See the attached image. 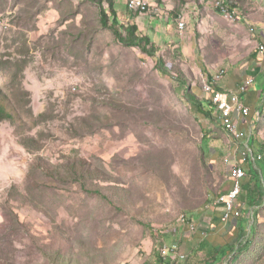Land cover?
I'll return each instance as SVG.
<instances>
[{
  "label": "rangeland",
  "instance_id": "obj_1",
  "mask_svg": "<svg viewBox=\"0 0 264 264\" xmlns=\"http://www.w3.org/2000/svg\"><path fill=\"white\" fill-rule=\"evenodd\" d=\"M128 1L115 0L119 20L159 46L165 74L155 57L101 25L94 0H0V92L21 115L0 122V264H157L163 244L186 257L161 252L164 264L189 262L222 241L224 227L198 232L213 213L205 206L231 185L227 157L239 159L248 139L264 155V91L249 106L257 117L241 125L243 140L186 98L187 86L209 97L205 68H247L233 62L245 59L236 41L252 38L251 27L239 28L213 0H151L161 15L132 12ZM231 6L264 17V0ZM248 194L237 217L248 231L256 225L252 241L249 232L237 240L234 228L231 244L243 251L221 264H264V200L253 208ZM183 213L198 226L193 235Z\"/></svg>",
  "mask_w": 264,
  "mask_h": 264
},
{
  "label": "trees",
  "instance_id": "obj_2",
  "mask_svg": "<svg viewBox=\"0 0 264 264\" xmlns=\"http://www.w3.org/2000/svg\"><path fill=\"white\" fill-rule=\"evenodd\" d=\"M94 3H96V5L99 8V18H100L101 25L106 29H110L119 43L125 46H128V47H139L143 53L151 57H155L157 59L158 68L160 69L161 73L165 74L164 72L165 69L163 68L161 64V57L157 56V51L159 49V46L155 42H153L148 35H144L143 33H141V30L136 23H133V22L129 24L122 23L119 20L118 13L115 7V0H94ZM177 15L179 14L177 13L176 16ZM240 18L241 16L239 17V14H238V19ZM259 53L264 55L260 51V49H259ZM204 76L207 79V83L217 84L220 82V81H214V78H215L214 74L212 75V72H210V70L207 68H205ZM177 79L180 80L183 85H186V81L182 76H178ZM218 87H219L218 88L219 90L224 91L221 89L219 85ZM202 89H203V84H202ZM186 98L189 101V103L194 107V109L197 112L203 114L206 118L212 119L214 111L218 114V106L213 102V99H210V97H207V96H205L202 99L199 98L197 94H195L193 91H191L190 88H188V86L186 89ZM7 100H8L7 97L3 96L2 93L0 92V122L8 121L14 124L17 121V119L21 117V115L19 112L14 110L10 102L9 101L7 102ZM261 111L262 110L259 111L258 115L262 113ZM27 112L28 114L34 117V114L31 108H29ZM44 116H45L44 113L38 115L39 118H42V117L44 118ZM255 116L257 117V114H255ZM251 117L253 116H251L249 113L248 116H246L245 118H242L241 122L245 124L244 122L246 121V119L247 118L251 119ZM258 124L259 123L257 122L256 125L258 126ZM256 125H254L253 130L256 128ZM23 145L27 148L29 146L27 141H24ZM251 148L254 151L252 146ZM255 152L256 151H254V157L257 159V163L261 162V165L259 168H255L256 167L255 165H253L252 163H248V164H252L250 166V170L249 171L246 170L247 175L248 174L250 175V180L244 186L243 189L248 190L249 194L247 195V198H248L250 206L258 209L262 205L263 200H264V155L262 157L260 153H255ZM230 168H231V164H228V170ZM229 180H231V178ZM81 182H82V179H81ZM82 186L86 188L84 183L82 184ZM94 193L103 196V193L99 189L95 190ZM241 195H242V192H241ZM241 195H240V199H241ZM207 205H210V206L207 208ZM207 205L205 206V209H209L211 206H214L212 208L213 213L209 217L210 222L208 224V229H205L204 231H200L198 233L206 237L209 233H217L219 232L221 227H224L223 232L221 233L222 241L217 242V243L213 241L211 242L209 241V245H208L209 247L206 245L205 246L202 245L203 247L201 246L200 247L201 249L200 248L198 249L199 252L198 251L193 252L192 259H190L189 262L180 263L176 261L175 264H221L224 261V258L229 254V252L233 251L237 256L238 254H240V252L243 251V248L241 247V248L236 249L231 244V241H230L231 238L229 236L231 232L234 230V228L238 229L237 235L235 236L237 240H240L241 238L246 236V234H248L249 232L250 236L247 237V241H250V240L252 241V236L255 233L256 225L255 226L252 225L251 231H248L246 228V225H247L246 222L244 220L242 221L241 219L242 215L238 217L233 216L228 223H223L221 221L222 208L215 206V200H213L211 203ZM238 208L241 209L242 211L246 210L245 208L240 207V204H238ZM186 214L187 213H183L179 217H181L182 215H185L186 217ZM187 219H189L188 216H187ZM253 219H254V216H253ZM179 221H180V218H179ZM197 228L194 231H197ZM189 230L190 229L188 228V231ZM190 231L193 232L190 235H193L194 231L192 230ZM177 243L180 245V242H177ZM160 254L161 255L158 256V259H157V264H164V257L161 252ZM178 258L176 259L178 260ZM185 258L186 257H184L183 259Z\"/></svg>",
  "mask_w": 264,
  "mask_h": 264
},
{
  "label": "built area",
  "instance_id": "obj_3",
  "mask_svg": "<svg viewBox=\"0 0 264 264\" xmlns=\"http://www.w3.org/2000/svg\"><path fill=\"white\" fill-rule=\"evenodd\" d=\"M218 3V9L221 12H233L238 13L236 8L231 5L234 0H213ZM151 6L146 1L142 0H129L128 9L132 12L147 13L151 12ZM155 15H161V13H153ZM182 28V27H180ZM264 53V47L263 51ZM254 83L253 77H248L245 81L232 91H219L218 84H213V91L209 93L210 99L216 100L218 105H221L222 116H216L221 124L226 129L230 130V134L237 140H243L244 132L241 129V120L250 113V108L242 102V107L239 110H232V102L234 100H242V97L248 92V89ZM242 143V142H241ZM257 164V159L254 157V151L250 146V139L243 141L239 148V159L235 156L227 157V164H231V185L229 189L224 193L219 194L215 200V206L222 208L221 221L228 223L230 219L237 217L238 202L241 192L243 190V181L247 177V171L245 169L246 164ZM205 212V210H204ZM185 225L192 231L196 230L197 225L193 219L185 218ZM161 252L164 255H175L183 259L185 256L180 254L177 245L167 246L161 245Z\"/></svg>",
  "mask_w": 264,
  "mask_h": 264
},
{
  "label": "crops",
  "instance_id": "obj_4",
  "mask_svg": "<svg viewBox=\"0 0 264 264\" xmlns=\"http://www.w3.org/2000/svg\"><path fill=\"white\" fill-rule=\"evenodd\" d=\"M240 15L242 16L238 21V25H240L238 27L239 28L244 27V26L254 27L255 30L252 32L253 34L252 36L255 37L256 39L254 40V38L252 37L249 39L245 38L244 41L242 39L239 41L238 40L236 41L239 45L244 44L243 48L244 50L247 49V54L245 55V59L241 63L240 62L238 63V61H234V62L232 61V62L236 66L238 65L240 66L243 63H245V65H247L246 66L247 68L244 71H241V69H238V68H234L233 73L231 72L230 75H227V69L223 67L224 69H226V75H225L226 78L224 77L222 79V81L219 83V86L224 91H232L236 89L240 85V83H243L245 79H247L248 77H253L254 78L253 84L257 86L256 89L254 91L250 90L242 97V100L244 101L242 102L246 106L253 107L258 103L259 99L263 95L262 92L264 91V83L262 85L259 84V80H261L262 78L264 80V55L259 53V48H258L259 43L264 42V17L256 13H248V14L240 13ZM247 43L249 45L245 46V44ZM236 73L239 75L238 77L236 76ZM241 79H244V80L241 81ZM254 118L255 117L253 115V117H251V121L254 120ZM242 124L243 123L241 122V125ZM0 142H2L0 143V146L2 147V145H5L7 140L0 139ZM16 171L19 172L18 169H16ZM246 178L243 181V188L248 183Z\"/></svg>",
  "mask_w": 264,
  "mask_h": 264
},
{
  "label": "bare ground",
  "instance_id": "obj_5",
  "mask_svg": "<svg viewBox=\"0 0 264 264\" xmlns=\"http://www.w3.org/2000/svg\"><path fill=\"white\" fill-rule=\"evenodd\" d=\"M142 1H146L148 4L152 5L151 6V13H161L162 12V9H161V6L160 4H156V3H153L154 1H151V0H142ZM215 5V7L218 9V3L214 1L213 3ZM219 10V9H218ZM220 11V10H219ZM221 12V11H220ZM223 15L226 16L227 19H229L230 21H236V20H239L238 19V14H234L233 12H221ZM179 20L181 21L180 22V27H182L181 29H183L185 27V21H184V17L182 16V14L179 15ZM187 22V21H186ZM185 30V29H184ZM251 30L254 31L255 28L254 27H251ZM263 47H264V42H260L259 43V46L258 48L260 49V51H263ZM264 54V53H263ZM226 73V69L224 68H220L215 74H214V81H220L224 75ZM219 90V89H218ZM205 91L207 93H210L213 91V84L211 83H207L205 84ZM221 91V90H219ZM241 100H234V102H232V110H239L241 109L242 107V104L240 103ZM213 102L218 106V116H222V109H221V105H218L217 104V101L216 100H213ZM223 125V124H222ZM223 127L226 129V127L223 125ZM229 130V129H228ZM230 131V130H229ZM180 218V221L181 222H184L185 223V215H182Z\"/></svg>",
  "mask_w": 264,
  "mask_h": 264
}]
</instances>
